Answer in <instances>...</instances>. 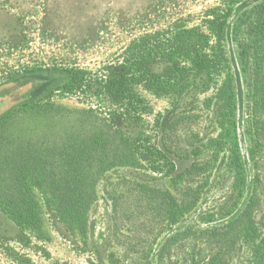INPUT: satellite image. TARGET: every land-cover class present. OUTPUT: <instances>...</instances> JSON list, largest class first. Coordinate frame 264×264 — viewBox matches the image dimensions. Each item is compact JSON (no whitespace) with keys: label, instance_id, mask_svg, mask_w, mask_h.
Instances as JSON below:
<instances>
[{"label":"rangeland","instance_id":"1","mask_svg":"<svg viewBox=\"0 0 264 264\" xmlns=\"http://www.w3.org/2000/svg\"><path fill=\"white\" fill-rule=\"evenodd\" d=\"M227 1L232 16L226 45L245 186L234 213L221 216L235 183L229 177L217 187L212 182L208 186L187 182L178 173L194 158L183 160L168 152L177 145L172 132L177 115L182 118L183 145L193 155L199 145L211 141L209 104L217 87L208 73L188 74L193 58L189 40L195 29L209 33L207 15L223 0H0V88L11 84L17 91L15 104L0 116V264L254 261L264 244L261 191L257 195L263 204L256 206L260 225L255 227L260 233L253 232L254 238L228 253L227 260L226 249L221 251L215 243L222 236L211 233L236 219L264 182V148L252 150L248 90L233 36L240 14L264 0ZM111 83L118 84L119 96L109 92ZM113 134L125 144L111 141L106 156L127 149L134 157L146 153L148 158L143 166L101 165L71 173L96 200L89 211L87 235L67 231L54 203L69 196L67 143L85 139L94 151V139L102 143ZM43 171L48 172L44 179ZM197 189L201 198L193 210L175 208L168 213L162 205L164 199L172 205L175 198L193 201ZM73 193L76 197L83 191ZM12 199L35 202L42 228L18 226L8 210Z\"/></svg>","mask_w":264,"mask_h":264},{"label":"trees","instance_id":"2","mask_svg":"<svg viewBox=\"0 0 264 264\" xmlns=\"http://www.w3.org/2000/svg\"><path fill=\"white\" fill-rule=\"evenodd\" d=\"M222 3L220 7L212 9L207 15L205 24L209 33H201L199 29H195L194 37L189 40L191 42L190 52L193 54V58L191 59L192 68L188 74H193L197 77L202 73H208L210 82L217 87V93L209 104L213 128L209 138L211 141L206 145H199L197 154L193 155L191 151L186 149V145H183V123L182 118L177 115L175 116L177 124L174 125L175 127L172 130L174 134H177V145L175 151L167 152L183 160L194 158L190 166L178 173V176L185 178L187 182L195 184L206 182L207 186L212 182L217 187L220 186L222 179L229 177L235 183L231 200L225 202L219 213L221 216H230L240 205L243 196L245 170L236 140L235 82L226 45V28L232 16V8L231 3L227 0H223ZM233 36L248 90L247 111L252 150L258 153L261 147L264 148V1L257 3L240 14L233 28ZM124 85L125 82L123 80L122 86ZM109 92L114 97L119 96L118 84L111 83ZM190 116L195 118L194 115ZM171 126L172 123L169 122L165 128L168 130ZM216 134L218 136L214 138ZM221 136L223 141L218 140ZM111 138L109 140L105 138L102 143L94 139L93 146L96 145L97 149L94 151L88 147L89 142L85 139L80 140L78 143H67L69 149L66 152L65 166L67 176L71 178L68 179L67 177L65 186L69 196H65L61 200L58 198L54 200L55 207L67 231L75 233L79 230L85 236L87 235L89 211L96 200L95 197L85 194V186L81 187L76 182L77 178L74 180L71 173H76L81 169L92 171L99 169L101 165L106 167L143 166L142 161L146 160L144 158H148L146 153L134 157L135 154L131 151L128 154L127 149L121 154H116L115 157L106 156L104 152L107 151L111 141L114 144H125L123 139L117 134H113ZM225 139L228 140V143L224 142ZM162 158L165 164L169 163V158L165 156ZM23 163L25 161L21 159V164ZM168 172L172 173L174 171ZM47 173L46 171L41 172L40 178H46L48 176ZM49 175L51 176L50 170ZM87 187L89 188V185ZM90 187L93 189V184ZM80 189L83 193L75 197L73 192H79ZM258 191L264 193L263 181H260L249 202L246 203L241 214L236 219L222 227H215L211 230L212 235L219 234L222 236V239H218L215 243L221 251L226 249L224 255L226 260L228 255H230L228 253L235 251L236 248L238 249L245 240L248 241L254 238L253 232L258 234L261 231V229L257 230L255 228L260 225L256 220V206L262 205L261 199L263 200L264 198L259 197ZM198 192V189L194 191L193 201L175 198L174 202L176 201V203L172 205V201L164 199L162 205L168 210V213L175 208L178 212L193 210L197 207L201 198V194ZM8 210L10 218L22 228L29 226L37 230L43 226V219L37 210L35 202L27 199L13 200L12 203H8ZM212 263L213 261H209L208 264ZM251 264H264V244L259 245L255 259Z\"/></svg>","mask_w":264,"mask_h":264},{"label":"flooded vegetation","instance_id":"3","mask_svg":"<svg viewBox=\"0 0 264 264\" xmlns=\"http://www.w3.org/2000/svg\"><path fill=\"white\" fill-rule=\"evenodd\" d=\"M6 91H14V94H13V97L11 98L10 101H7L5 103L0 104V116L3 115L9 109V107H11L15 104L14 98L17 94L16 87H14L11 84H7V85H4L0 88V93L6 92Z\"/></svg>","mask_w":264,"mask_h":264},{"label":"water","instance_id":"4","mask_svg":"<svg viewBox=\"0 0 264 264\" xmlns=\"http://www.w3.org/2000/svg\"><path fill=\"white\" fill-rule=\"evenodd\" d=\"M13 94H14V91H6V92L0 93V104L10 101L11 98L13 97Z\"/></svg>","mask_w":264,"mask_h":264}]
</instances>
